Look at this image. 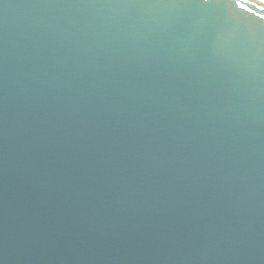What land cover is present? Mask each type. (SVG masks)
<instances>
[{"label": "water", "instance_id": "water-1", "mask_svg": "<svg viewBox=\"0 0 264 264\" xmlns=\"http://www.w3.org/2000/svg\"><path fill=\"white\" fill-rule=\"evenodd\" d=\"M0 264H264V2L0 0Z\"/></svg>", "mask_w": 264, "mask_h": 264}, {"label": "bare ground", "instance_id": "bare-ground-1", "mask_svg": "<svg viewBox=\"0 0 264 264\" xmlns=\"http://www.w3.org/2000/svg\"><path fill=\"white\" fill-rule=\"evenodd\" d=\"M260 1L264 2V0H260Z\"/></svg>", "mask_w": 264, "mask_h": 264}]
</instances>
